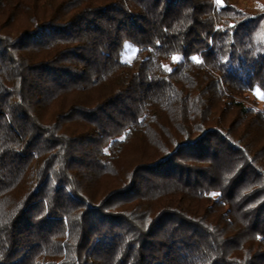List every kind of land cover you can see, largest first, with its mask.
Here are the masks:
<instances>
[{
    "label": "trees",
    "instance_id": "obj_1",
    "mask_svg": "<svg viewBox=\"0 0 264 264\" xmlns=\"http://www.w3.org/2000/svg\"><path fill=\"white\" fill-rule=\"evenodd\" d=\"M217 1L0 0V264H264V0Z\"/></svg>",
    "mask_w": 264,
    "mask_h": 264
},
{
    "label": "rangeland",
    "instance_id": "obj_2",
    "mask_svg": "<svg viewBox=\"0 0 264 264\" xmlns=\"http://www.w3.org/2000/svg\"><path fill=\"white\" fill-rule=\"evenodd\" d=\"M216 2L218 1L216 0ZM134 49L135 48L131 47L129 53L125 55V58L127 60H130L132 58L134 54ZM176 59H173V60H176ZM164 65L166 68H170L172 65V62L165 61ZM245 96L246 98L242 100L246 105L252 106L257 109L264 108V99H262V95L255 96L249 93V94H246ZM148 152L149 150L145 149L144 143L141 140H139V138L131 139V141H129L121 150L120 158L115 161L116 171L118 175L120 177L125 178L127 174L129 173V171L133 168L135 162H137L138 159H140V157H145L146 153ZM107 177L108 176H106L105 180H103V182L101 183V185L104 187L107 186L111 182L110 179L114 180L116 179L117 176H114V177L111 176V177H108V179Z\"/></svg>",
    "mask_w": 264,
    "mask_h": 264
},
{
    "label": "snow or ice",
    "instance_id": "obj_3",
    "mask_svg": "<svg viewBox=\"0 0 264 264\" xmlns=\"http://www.w3.org/2000/svg\"><path fill=\"white\" fill-rule=\"evenodd\" d=\"M175 59V58H174ZM195 59V58H194Z\"/></svg>",
    "mask_w": 264,
    "mask_h": 264
}]
</instances>
